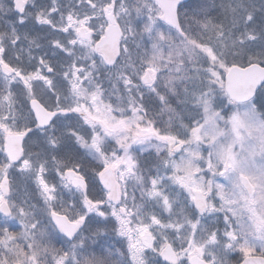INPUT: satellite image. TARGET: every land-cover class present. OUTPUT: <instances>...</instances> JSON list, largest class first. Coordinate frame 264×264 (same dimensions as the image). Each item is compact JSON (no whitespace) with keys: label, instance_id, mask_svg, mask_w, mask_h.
<instances>
[{"label":"snow or ice","instance_id":"1","mask_svg":"<svg viewBox=\"0 0 264 264\" xmlns=\"http://www.w3.org/2000/svg\"><path fill=\"white\" fill-rule=\"evenodd\" d=\"M0 264H264V0H0Z\"/></svg>","mask_w":264,"mask_h":264}]
</instances>
